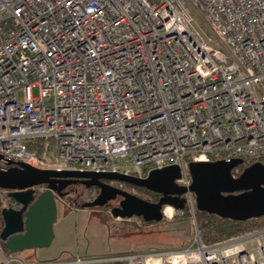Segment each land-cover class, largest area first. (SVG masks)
Instances as JSON below:
<instances>
[{"label": "built area", "instance_id": "1", "mask_svg": "<svg viewBox=\"0 0 264 264\" xmlns=\"http://www.w3.org/2000/svg\"><path fill=\"white\" fill-rule=\"evenodd\" d=\"M262 154L264 0H0L2 169L179 168L192 240L107 261L264 264V225L202 240L189 169Z\"/></svg>", "mask_w": 264, "mask_h": 264}, {"label": "water", "instance_id": "2", "mask_svg": "<svg viewBox=\"0 0 264 264\" xmlns=\"http://www.w3.org/2000/svg\"><path fill=\"white\" fill-rule=\"evenodd\" d=\"M7 163L12 161L0 156ZM244 162V158L229 161H191L192 177L190 189L196 198L200 211L214 213L233 220H245L264 215V162L254 161L233 176L232 169ZM179 177L177 165L154 168L144 178L114 172H93L77 170L43 169L23 161L2 169L0 167V188L8 192L21 205L20 208L4 206L0 213L3 226L0 239L5 241L9 253L48 246L53 238V224L57 216L54 190L80 182L86 186L100 188L97 196L82 203L81 207L101 206L121 196L118 206L111 208L113 217H141L145 221H160L162 208L171 205L183 209L185 200L181 196L185 188L175 183ZM108 180L143 187L161 194L157 201L144 199L125 189L110 185ZM46 184L43 191L36 187Z\"/></svg>", "mask_w": 264, "mask_h": 264}, {"label": "rangeland", "instance_id": "3", "mask_svg": "<svg viewBox=\"0 0 264 264\" xmlns=\"http://www.w3.org/2000/svg\"><path fill=\"white\" fill-rule=\"evenodd\" d=\"M195 24L202 26V18L192 9ZM32 95H38V87L32 88ZM19 99L22 93H18ZM70 193H86L82 186H74ZM127 190L144 199H152L151 195L144 190L128 185ZM6 190L0 191V200L3 205H10ZM93 191H87L84 196H90ZM85 199H77V203ZM73 196L63 197L64 202H72ZM57 203V216L53 224V238L48 246L37 248L36 256H25L24 254H11L19 261H5L2 254L6 253L0 247V264H116L107 261L108 258L118 255L140 252L144 250H164L186 246L193 238L194 223L192 217H185L179 211H173L172 216L163 214L160 221H154L142 225L137 216L121 218L113 217L110 206L86 208H67ZM71 203L72 207L74 204ZM102 215L107 216V223L112 224L127 219L134 222L137 227L129 229L123 234H115L100 219ZM119 229V226L111 227ZM29 250H25L27 252ZM9 257V255H6ZM3 257V258H2ZM79 262H76V260Z\"/></svg>", "mask_w": 264, "mask_h": 264}, {"label": "trees", "instance_id": "4", "mask_svg": "<svg viewBox=\"0 0 264 264\" xmlns=\"http://www.w3.org/2000/svg\"><path fill=\"white\" fill-rule=\"evenodd\" d=\"M257 160L264 162V154H262L258 157H244V162L240 164L241 166L233 168L232 172L234 174L238 175L245 166H247L250 163L257 161ZM129 186H131V185H129ZM136 188L144 190L145 192L149 193L151 195V198H152V199H150V201H157L159 199V194L156 192H152V191H150L146 188H143V187H136ZM2 190L3 189L0 188V191H2ZM5 194L7 195L8 192L6 191ZM9 200H10V202L12 201V199H9ZM4 206L5 205H3L1 200H0V211ZM182 213H183V215H185V217H191L190 212L186 211L185 207H184V211H182ZM138 218L140 219L142 225H146V224H149L151 222H154V221H150V222L145 221L141 217H138ZM100 219L115 234H121L122 235L123 234L122 232H125V231L127 232L129 229L137 227L134 222H131L127 219H125V220L123 219V221L112 223V224L107 223V216L106 215H102V218H100ZM195 220H196V225H197L198 231L201 235V238L205 242H211V241H215L218 239H222V238L228 237L230 235L237 234L239 232L264 225V215H262L260 217H251V218H248L245 220H233L230 218L221 217V216L216 215L214 213H208L206 211H200L198 209L195 211ZM2 224H3V221H2V217H1V213H0V230H1ZM114 226H119V229H117V228L112 229L111 227H114ZM0 247L2 248L4 253H6V254L9 253L7 247L5 246V243L3 241L0 242ZM115 263L116 264H123L122 262H118V261H116Z\"/></svg>", "mask_w": 264, "mask_h": 264}, {"label": "flooded vegetation", "instance_id": "5", "mask_svg": "<svg viewBox=\"0 0 264 264\" xmlns=\"http://www.w3.org/2000/svg\"><path fill=\"white\" fill-rule=\"evenodd\" d=\"M241 165H238L237 167H239ZM243 168V167H242ZM82 186V188L85 189V192L86 193H82V192H77V193H70V191H72V187L74 186ZM47 187L46 184H40L36 187V189L39 191H43L45 190ZM93 191L91 193L90 196H87L86 198L84 197L86 194H87V191ZM99 190L100 188L96 185H92V186H86L84 183L80 182V179H76V182H73L71 184H68L66 185L64 188H62L61 190L58 191L57 190H54V194H55V203H56V208H57V203L58 202H61L63 203V197L65 196H73V201L72 202H64L63 204L65 205V207L67 208H86V209H90V208H94V207H98V206H94V207H81L82 203L84 202H89L91 200H93L97 194L99 193ZM161 194H159V198H160ZM10 198V197H9ZM80 198V199H85L84 201L80 202V203H77V199ZM121 196H117L115 199H111L109 201H107L105 204L101 205L100 207H107V206H110L111 208L114 207V206H118L119 205V201L121 200ZM12 201L10 202V205L8 207H14V208H20L21 205L19 203H17L13 198H11ZM73 203H77V204H74V207H72V204ZM111 210V209H110ZM3 226V224H2ZM2 228V227H1ZM3 241L5 243L4 240L0 239V242ZM20 253V252H19ZM7 254H13V253H7Z\"/></svg>", "mask_w": 264, "mask_h": 264}, {"label": "crops", "instance_id": "6", "mask_svg": "<svg viewBox=\"0 0 264 264\" xmlns=\"http://www.w3.org/2000/svg\"><path fill=\"white\" fill-rule=\"evenodd\" d=\"M27 250H29V251L25 252V250H24V251L20 252V254H24L25 256H28V257L37 255V249H27ZM11 261H19V262H21L19 259H14V260H11Z\"/></svg>", "mask_w": 264, "mask_h": 264}, {"label": "bare ground", "instance_id": "7", "mask_svg": "<svg viewBox=\"0 0 264 264\" xmlns=\"http://www.w3.org/2000/svg\"><path fill=\"white\" fill-rule=\"evenodd\" d=\"M173 208L169 205L165 207L164 214L167 215L168 217L172 216Z\"/></svg>", "mask_w": 264, "mask_h": 264}]
</instances>
